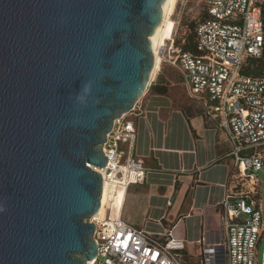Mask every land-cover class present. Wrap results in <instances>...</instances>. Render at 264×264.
Returning a JSON list of instances; mask_svg holds the SVG:
<instances>
[{
  "label": "water",
  "instance_id": "obj_1",
  "mask_svg": "<svg viewBox=\"0 0 264 264\" xmlns=\"http://www.w3.org/2000/svg\"><path fill=\"white\" fill-rule=\"evenodd\" d=\"M166 0H0V264L97 256L103 146L147 90Z\"/></svg>",
  "mask_w": 264,
  "mask_h": 264
},
{
  "label": "built area",
  "instance_id": "obj_2",
  "mask_svg": "<svg viewBox=\"0 0 264 264\" xmlns=\"http://www.w3.org/2000/svg\"><path fill=\"white\" fill-rule=\"evenodd\" d=\"M203 6L205 17L195 27L198 54L184 53L174 40L161 52L162 62L179 72L189 98L201 107L207 121L225 133L235 156V169L220 204L218 240L199 241L202 264H256L264 233L257 199V173L264 170V75L243 71L251 60L264 56V0H203ZM136 106L115 121L103 146L107 165L94 169L109 188V201L103 216L90 221L97 245L92 264H188L183 256L185 242L171 231L151 234L133 228L112 208L119 195L123 199L146 177L143 160L135 156ZM251 150L252 155L242 156Z\"/></svg>",
  "mask_w": 264,
  "mask_h": 264
},
{
  "label": "crops",
  "instance_id": "obj_3",
  "mask_svg": "<svg viewBox=\"0 0 264 264\" xmlns=\"http://www.w3.org/2000/svg\"><path fill=\"white\" fill-rule=\"evenodd\" d=\"M132 119L135 156L147 172L142 184L127 190L118 213L133 228L151 234L171 231L185 242V261L202 264L199 241L218 240L220 204L235 169L233 147L189 98L179 72L164 62Z\"/></svg>",
  "mask_w": 264,
  "mask_h": 264
},
{
  "label": "rangeland",
  "instance_id": "obj_4",
  "mask_svg": "<svg viewBox=\"0 0 264 264\" xmlns=\"http://www.w3.org/2000/svg\"><path fill=\"white\" fill-rule=\"evenodd\" d=\"M205 11L203 0H178L174 16L172 17V20L176 22V28L171 40H174L176 43H182L183 39H186L190 35L189 29L191 25H194L195 28L200 20L205 17ZM165 43L166 46L170 44L168 41ZM255 67L258 68V74L264 75V58L259 63H256ZM257 177L260 181L259 200L264 213V170L258 172ZM263 261L264 235L257 249L256 264H263Z\"/></svg>",
  "mask_w": 264,
  "mask_h": 264
},
{
  "label": "bare ground",
  "instance_id": "obj_5",
  "mask_svg": "<svg viewBox=\"0 0 264 264\" xmlns=\"http://www.w3.org/2000/svg\"><path fill=\"white\" fill-rule=\"evenodd\" d=\"M177 1L178 0H166V2L164 3L162 7V10H163L162 23L150 39L152 50H153V55H154V60H155L152 77L154 76L155 72L160 67V64L162 61L161 52L163 48L166 46L165 42L171 40L174 35V31L176 28V24H175L176 22L172 20V17L174 16V13L177 7ZM108 201H109V188L107 185H104L100 210L94 218L103 216L105 205L108 203ZM121 201H122V196L119 195L118 198L116 199V202L114 203L112 207L114 211L117 212L120 209ZM87 264H92V261L88 262Z\"/></svg>",
  "mask_w": 264,
  "mask_h": 264
},
{
  "label": "trees",
  "instance_id": "obj_6",
  "mask_svg": "<svg viewBox=\"0 0 264 264\" xmlns=\"http://www.w3.org/2000/svg\"><path fill=\"white\" fill-rule=\"evenodd\" d=\"M263 19H264V6H263ZM189 31H190V35L187 36L186 39H183L182 43L175 42V45L181 48L184 53H190V54L196 55L198 54V52H197V47H196V32H195L194 25H191V28L189 29ZM261 60H251L247 68L243 71V74L249 75V76H261L260 74L257 73L258 68L255 67V64L259 63Z\"/></svg>",
  "mask_w": 264,
  "mask_h": 264
}]
</instances>
